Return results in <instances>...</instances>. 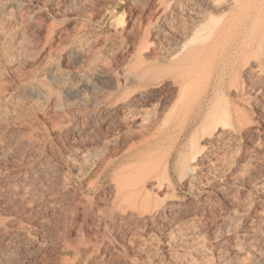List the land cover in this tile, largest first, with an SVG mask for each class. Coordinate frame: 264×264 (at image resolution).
<instances>
[{
	"label": "rangeland",
	"instance_id": "rangeland-1",
	"mask_svg": "<svg viewBox=\"0 0 264 264\" xmlns=\"http://www.w3.org/2000/svg\"><path fill=\"white\" fill-rule=\"evenodd\" d=\"M211 2L0 0V264H264V0Z\"/></svg>",
	"mask_w": 264,
	"mask_h": 264
},
{
	"label": "bare ground",
	"instance_id": "bare-ground-1",
	"mask_svg": "<svg viewBox=\"0 0 264 264\" xmlns=\"http://www.w3.org/2000/svg\"><path fill=\"white\" fill-rule=\"evenodd\" d=\"M252 2V1H251ZM212 4H211V6H212V8L214 9V10H217L219 13H217L218 15H216V16H220V17H222V16H225V14H227L228 12H233L236 8H238V7H241V6H239V0H212V2H211ZM242 4V3H241ZM259 6V5H258ZM258 9V8H257ZM240 10V9H239ZM234 13V12H233ZM237 15V14H236ZM233 16H234V14H233ZM232 18V17H231ZM215 20V19H214ZM213 19H212V16L211 17H209V18H207L206 19V24H209L210 22L212 23L213 21H214ZM258 24V23H257ZM258 26V25H257ZM260 26V25H259ZM255 27V26H254ZM261 27V26H260ZM201 29H199V30H197V32L193 35V37L188 41V43H194L195 41H197V38H198V35H199V32L202 30V27H200ZM262 28H264V27H262ZM261 29V28H260ZM259 29V30H260ZM258 31V30H257ZM239 38H241V37H239ZM242 39V38H241ZM246 66V65H245ZM246 70V69H245ZM248 72H254V71H256L255 69H254V65L252 64V66H250V67H248ZM247 72V73H248ZM144 73V72H143ZM142 73V74H143ZM146 73V72H145ZM250 73V74H251ZM141 74V75H142ZM258 74V73H257ZM256 74V75H257ZM263 74V73H262ZM141 75H139V76H134L133 78H131V76H130V79H133V80H138L139 79V77L141 76ZM258 76V75H257ZM192 82V81H191ZM191 82H188V84H187V86H189L190 84H191ZM192 85V84H191ZM193 85H194V83H193ZM192 85V86H193ZM186 86V84H185V87L183 86V87H179L180 89V95H179V97H178V99L176 100L177 101V105L176 106H179L181 103H183V106H184V108H185V106H190V104L191 103H193V102H195V97L193 98H188L185 102H183V100H184V98H183V93H184V90H185V88L187 87ZM192 88V87H191ZM238 88V87H237ZM185 97V96H184ZM207 100V99H206ZM211 103V102H210ZM129 105V103H127V102H124V103H122L121 105H120V108H124V107H126V106H128ZM181 107V106H180ZM202 112H203V109L201 110V111H199V112H193L194 114L196 113L197 114V116H198V118L199 117H201V115H202ZM241 112V111H240ZM242 113V112H241ZM186 114V113H185ZM242 115V114H241ZM243 116V115H242ZM215 117V116H214ZM220 117V116H219ZM209 119H211V118H209ZM245 119V118H244ZM213 120V119H212ZM215 121V120H214ZM214 121H212V123H215ZM247 121V120H246ZM196 122V121H195ZM225 122V123H224ZM224 122H222V121H218L214 126H215V128L214 129H212V127H211V131L208 133H206L205 134V142H206V144H209V145H212V144H214V142H216L217 140H220V139H222L225 135H227V133H229V135L231 134V133H235L236 132V128H235V126L234 125H232L231 123H229V121H227V118H226V120L224 119ZM239 122V121H238ZM239 124V123H238ZM210 125V124H209ZM240 125H242V123L240 124ZM206 126H208V124L206 125ZM211 126V125H210ZM243 126V125H242ZM208 130H210V127H208L207 128ZM251 130V128L249 127L248 128V130ZM249 130V131H250ZM205 133V132H204ZM204 135V134H203ZM164 138H165V136L164 135H162L161 137H157V139H154V141H150V143H148V145H147V147L148 148H150V147H156V146H158V145H160L161 144V142L164 140ZM232 138V137H231ZM224 142V141H223ZM264 142V141H263ZM261 145V144H260ZM216 146V145H215ZM196 148V147H195ZM194 148V149H195ZM198 148V147H197ZM259 148V147H258ZM198 150V149H197ZM196 151V150H195ZM262 153V152H261ZM133 155V154H132ZM132 155H131V157H132ZM194 155H195V152H194ZM134 156V155H133ZM130 157V156H129ZM129 159V158H128ZM166 160V159H165ZM193 160H194V158H193ZM151 163V162H150ZM187 163V162H186ZM186 163L184 164V166L186 165ZM196 163V162H195ZM166 164V163H165ZM142 166V165H141ZM154 166V165H153ZM152 166V167H153ZM164 167H166V166H164ZM143 168V167H142ZM141 168V169H142ZM146 173L145 174H142V175H140V174H138V176L137 177H139L140 179H142V180H140L139 178H137V181H138V179H139V182H142L143 180H144V178H149V176L151 175V172H153L152 170H150L149 168L147 169H145L144 170ZM165 171H166V169H165ZM237 172V171H236ZM142 173V172H141ZM166 173V172H165ZM238 173V172H237ZM236 173V174H237ZM240 174V173H239ZM140 175V176H139ZM135 176V175H134ZM231 176V175H230ZM136 177V176H135ZM165 177H166V175H165ZM127 178V177H126ZM132 179V178H131ZM130 179V180H131ZM187 181H188V183H194L197 179H198V177H197V173L193 170V169H188L187 170V172H186V178H185ZM243 179V178H242ZM166 180V178H164V181ZM135 181V180H134ZM133 181V182H134ZM128 181H126V182H120V183H118L117 185H116V187L114 186V189H115V196H116V199H120V200H122V201H128V203H129V201H132V203H133V201L134 202H136L137 203V201L138 200H140L142 197H141V192L143 191V189L142 190H138L139 189V185H138V183L136 184V185H133V184H135V183H133L132 184V181H131V183L129 182V183H127ZM154 184V183H153ZM264 185V184H263ZM155 187L158 189V191H161L162 189H163V184H161V182H157V184L155 185ZM27 189V188H26ZM162 192V191H161ZM148 196V195H147ZM150 199V198H149ZM141 201H142V204L144 205V210L143 211H141V212H135V213H133V215H136V217H138V218H140L142 221H144V222H150V221H156L160 216H162L163 214H165L167 211H169V210H171V209H173L174 207H176V206H178V203H177V201L176 200H172V201H166V199H164L161 203H159V204H157L153 209H151L150 208V200H148V199H146V198H142L141 199ZM139 202V201H138ZM182 204V203H181ZM125 207V206H124ZM177 208V207H176ZM136 211V210H135ZM125 214V213H124ZM192 223L193 222H188V224L189 225H187V226H190V230H191V232L189 231L188 232V234H186V235H188L189 237L191 236V235H194V228H192L193 227V225H192ZM192 226V227H191ZM195 227V226H194ZM177 232V231H176ZM181 232H183V231H181ZM186 232V231H185ZM184 232V233H185ZM253 232V231H252ZM181 234H183V233H181ZM196 234V233H195ZM175 234H173V236H174ZM175 237V236H174ZM185 237H187V236H185ZM198 237V236H197ZM191 238V237H190ZM195 238V237H194ZM180 239H182V240H186V238L184 239V238H180ZM192 240V239H191ZM180 241V240H179ZM178 241V242H179ZM183 241V242H184ZM182 242V243H183ZM199 242V241H198ZM202 243V242H201ZM184 244V243H183ZM199 245H201V244H199ZM238 245V244H237ZM250 245V244H249ZM254 245V244H253ZM197 246V245H196ZM203 246V245H202ZM198 247V246H197ZM204 247V246H203ZM190 248V247H189ZM200 250H205V247H204V249L201 247V246H199L198 247ZM252 248L253 247H251V246H248V247H241V248H239V250H236L237 252H239L240 254H249L250 252H252L251 250H252ZM201 251V252H202ZM182 253V252H181ZM184 254V253H183ZM174 255V254H173ZM176 256V255H175ZM205 262V261H204ZM211 262V261H210ZM209 262V263H210ZM246 262V261H245ZM213 263V262H212Z\"/></svg>",
	"mask_w": 264,
	"mask_h": 264
}]
</instances>
